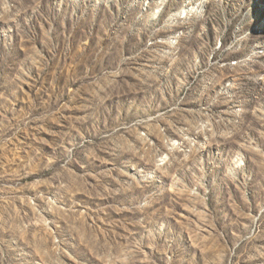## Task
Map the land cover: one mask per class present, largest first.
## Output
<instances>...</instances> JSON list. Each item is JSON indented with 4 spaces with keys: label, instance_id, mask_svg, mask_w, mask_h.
I'll use <instances>...</instances> for the list:
<instances>
[{
    "label": "rangeland",
    "instance_id": "374dc122",
    "mask_svg": "<svg viewBox=\"0 0 264 264\" xmlns=\"http://www.w3.org/2000/svg\"><path fill=\"white\" fill-rule=\"evenodd\" d=\"M0 264H264V0H0Z\"/></svg>",
    "mask_w": 264,
    "mask_h": 264
}]
</instances>
